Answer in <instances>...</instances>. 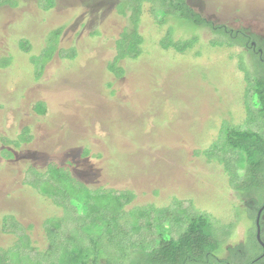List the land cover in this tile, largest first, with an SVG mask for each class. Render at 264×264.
I'll use <instances>...</instances> for the list:
<instances>
[{
  "label": "rangeland",
  "instance_id": "1",
  "mask_svg": "<svg viewBox=\"0 0 264 264\" xmlns=\"http://www.w3.org/2000/svg\"><path fill=\"white\" fill-rule=\"evenodd\" d=\"M15 1V7L0 5V249L14 256L15 264H93L85 261L87 252L103 253L116 240L114 233L105 239L95 232L108 227L106 220L86 232L91 238L82 229L64 231L62 222L73 227L74 220L72 211L66 213L52 197L56 184L47 172L56 162L76 184L108 190L97 205L117 218L121 214L116 232L125 230L129 238L148 239L155 230L138 221L141 211L166 207L164 221L176 216L184 230L199 211L217 227L214 235L224 244L221 259L230 257L229 247L240 245L243 260L260 255L250 207L264 203V158L259 183L236 190L244 185L240 170L254 167L247 155L223 166L198 154L212 145L215 156L213 143L223 122L248 127L264 139V117L262 112L252 116L260 107L248 97L251 52L213 46L218 35L208 26L174 15L161 22L152 1ZM187 1L203 18L246 30L264 47V0ZM170 32L175 41L198 40L184 53L164 48ZM139 33L141 55L120 61L125 75L115 77L111 62ZM256 65L254 85L264 69ZM24 130L32 141L17 147ZM117 139L123 141L120 149L114 146ZM87 148L90 155L83 157ZM128 194L132 199L124 203ZM129 222L150 231L129 230ZM116 250L105 257H116ZM131 255L129 260H136L139 253Z\"/></svg>",
  "mask_w": 264,
  "mask_h": 264
},
{
  "label": "trees",
  "instance_id": "2",
  "mask_svg": "<svg viewBox=\"0 0 264 264\" xmlns=\"http://www.w3.org/2000/svg\"><path fill=\"white\" fill-rule=\"evenodd\" d=\"M141 1L143 3L145 0ZM147 1H152L155 3L153 12L161 15V22H165V18L169 15L178 16L181 19L194 23L197 26L205 25L211 28L213 32L218 35L217 38L212 41V45L215 47H221L224 45H237L251 52L253 71H247L245 75L249 84V87L247 89L249 93L248 97L252 95V100L255 102V105L260 107V109L258 110L252 109L253 111L251 110V113H253L252 116H258L259 113L262 112V115L264 117V69H262V74L258 73L257 75H255V80L258 81L257 85H254L252 83L253 79L251 78V75L254 74V70L255 73L260 70L257 69V65L255 66L257 61L264 67V61L261 60L259 49L255 51L254 48L251 47L253 41L257 43L258 48L263 47L254 35L248 34V31L246 30L234 31L227 28V26L225 25H215L214 22L203 18L200 13L196 12L187 0ZM2 4H9L12 7L17 6V2L15 0H0V5ZM43 8L48 9V7ZM135 27V31L138 33L137 25ZM126 36L127 34L125 35V37H123V39H121V41L127 39ZM167 39V43H162V46L164 48L172 47L175 50L184 53L187 50L193 48L194 44L198 40V37L195 36L189 40L175 41L173 40L172 33L170 32V34H168L167 36ZM143 42V37L142 35L140 36L139 33L137 34V37H134L132 39L130 45L131 47L128 50H125V47L122 45L120 52L118 51V56L114 58L115 61L113 59L114 62H111L112 65L116 68V71H114V73L111 72L113 75H115V77L121 78L125 75V70L119 65V62L125 60L126 58H138L143 51L141 48ZM55 53L56 52H54L52 56H55ZM57 53L59 54V52ZM108 85L109 87H113V82H110ZM22 136L24 137V140H17L15 142L17 147L23 143H30L32 141L31 135H29V132L27 130L23 131L21 137ZM4 138L6 139L5 143H12L9 138ZM122 143V140L117 139V143H115L114 146L116 145V147L120 149L119 145H122ZM213 144L215 149L218 150L214 157L213 154H210L212 145L199 148L198 154H203L204 157H206V155H209L206 157V159H215L223 164V166H226V164L224 165L223 161L227 162V164H231V161L236 159L237 156L240 157V155H242L245 158V155H247L248 163L254 166L252 168L247 165V168H242L240 170L243 173L244 185H239L237 187L234 186L236 190H241L242 188H245V186H251V188H254V186L259 183L256 182V178H258L257 172L261 169L259 167L263 165L262 163L264 158V139L262 136L248 127L240 129V126L230 125L227 122H223L222 126L219 129V134ZM5 151L8 152V149H6ZM223 152H229V154H224ZM217 154L218 157H216ZM3 155L4 153L2 154V156ZM89 155L90 151L87 148L83 151V157H87ZM257 155H260L259 158L257 157ZM11 157L5 156L4 158ZM51 164L52 165L48 167L47 176L51 178L56 184L51 188L53 200L58 206L63 207L66 213L67 211L71 210V219L74 220V223L72 225L73 227H69V225H67L65 222H62V224L64 225V231H73V228H77L79 230L82 229L85 235H89L86 232L92 231V229H94L93 227L96 226L98 220L100 219L106 220L108 227L104 228L102 233L100 230H95L96 233L103 235L105 239H109V236L113 233L117 235L116 240H114L113 242H109L111 245L109 244V246H106V251H104L103 253L87 252V259L85 261L92 259L93 264H232L233 262L239 263L238 259L243 258L241 257L243 255L241 250L244 249V245H240L236 248L229 247L228 250L230 251L231 255L227 259H221L218 256V254L220 253L219 249L220 247H222L221 249H223L224 244L220 242L217 236H215L217 227L214 226L212 220L207 215L203 213L201 214L199 213V211H197L198 214L195 215L196 217H193L185 230L183 229L184 225H182L180 222V218L178 219L176 218V216H174V220L171 219V221L168 220L165 222L164 220L167 213L165 210L166 207H160V209H156L155 211H153V213H148L147 210H144V213L143 211H141L136 214L139 222H144V224L150 225L151 228L155 229L153 232H149L150 230H147L146 227L140 225L139 222L133 224L129 222L128 224L129 230H132L131 227L133 226V229L136 232H149L148 234H150V236L148 239L144 238V236L140 238H129L126 235H123V233H125V230L123 232H116L118 220L121 219V214H118L119 216L117 218L112 213L110 214L109 210H105L102 208V206L97 205L101 201V197L103 196V194L106 193L105 191L108 190H103L101 188L91 190L88 186H86V184H76V178L73 175H69L67 169L66 171L63 169L65 165H61L59 163L57 164L56 162H52ZM31 169L34 168L32 167ZM109 190H113L116 192L118 191L114 189ZM84 195H87L88 198L84 197ZM129 196L130 194H128L124 203H129L131 201L132 198H128ZM124 203L120 202V211L125 206ZM179 203L180 202L176 201L174 203V206L177 207ZM174 206L172 210L175 209ZM168 210L171 209L169 208ZM127 211H131V209ZM10 218L14 219L15 217L10 216ZM130 219L131 218H129V221ZM62 224L59 225L60 228H62ZM173 226H175L176 228L175 232H173L171 229ZM227 227L230 229L231 225ZM61 234L62 232L57 233V235ZM165 234L167 235L165 236ZM91 237L92 236H90V238ZM117 240L118 243H121V245L116 243ZM256 243L258 244V241H256ZM50 245L56 247V243L54 242H51ZM137 246H140V248ZM144 246H146L147 248H144ZM111 249H117L116 257H105V253H109ZM84 252L86 253V249H84ZM134 252L139 253L137 259L129 260L132 256L131 254ZM231 256L232 258L236 259L231 260ZM16 261L17 260L14 259V256L11 257L8 252L0 249V264H15ZM251 261V258L247 260L244 259L242 262H240V264H252ZM75 264L81 263L76 262Z\"/></svg>",
  "mask_w": 264,
  "mask_h": 264
},
{
  "label": "flooded vegetation",
  "instance_id": "3",
  "mask_svg": "<svg viewBox=\"0 0 264 264\" xmlns=\"http://www.w3.org/2000/svg\"><path fill=\"white\" fill-rule=\"evenodd\" d=\"M251 47L254 48L255 51H257V49H259L260 55H261V60L264 61V47L262 48H258L257 43L256 42H252ZM251 209H253V213L255 216V222L257 224V229H256V237H257V241H258V232L260 231V237H261V241L262 243H264V203H262L261 205H255L253 204V206L250 207ZM258 243L261 246V254L258 255L257 257L252 259V264H264V247L261 245V243L258 241ZM242 256H245V250L242 249ZM239 262H242V258L238 259Z\"/></svg>",
  "mask_w": 264,
  "mask_h": 264
},
{
  "label": "water",
  "instance_id": "4",
  "mask_svg": "<svg viewBox=\"0 0 264 264\" xmlns=\"http://www.w3.org/2000/svg\"><path fill=\"white\" fill-rule=\"evenodd\" d=\"M260 231L258 232V241L261 243V245L264 247V243H262V241H261V237H260Z\"/></svg>",
  "mask_w": 264,
  "mask_h": 264
}]
</instances>
